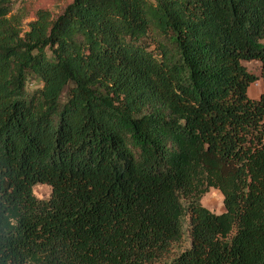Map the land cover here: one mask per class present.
Masks as SVG:
<instances>
[{
  "label": "trees",
  "instance_id": "trees-1",
  "mask_svg": "<svg viewBox=\"0 0 264 264\" xmlns=\"http://www.w3.org/2000/svg\"><path fill=\"white\" fill-rule=\"evenodd\" d=\"M61 1L0 0V264H264V0Z\"/></svg>",
  "mask_w": 264,
  "mask_h": 264
},
{
  "label": "rangeland",
  "instance_id": "rangeland-1",
  "mask_svg": "<svg viewBox=\"0 0 264 264\" xmlns=\"http://www.w3.org/2000/svg\"><path fill=\"white\" fill-rule=\"evenodd\" d=\"M66 2L61 0H13L11 4V14L21 13L24 15L23 29L27 30V23L32 21L35 12L39 9L47 10L53 18H56L64 9ZM247 71L253 74L257 79L248 89L250 98H258L263 90L262 80L260 78L261 66L258 61H248L242 63ZM41 84L35 81L29 82L27 88L31 92L35 88H39ZM62 100L66 98V94L62 95ZM33 193L36 198L46 200L49 198L51 189L46 185H36L33 188ZM201 205L209 211L220 214L224 211L222 194L217 190L210 188L206 194L201 197ZM185 223V221H184ZM188 246V238L186 235L181 244L174 246L173 252H176Z\"/></svg>",
  "mask_w": 264,
  "mask_h": 264
}]
</instances>
